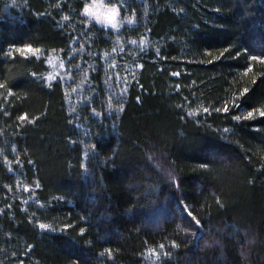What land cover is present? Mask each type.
<instances>
[{"label":"trees","instance_id":"16d2710c","mask_svg":"<svg viewBox=\"0 0 264 264\" xmlns=\"http://www.w3.org/2000/svg\"><path fill=\"white\" fill-rule=\"evenodd\" d=\"M89 1L0 0V264H264V0H133L148 43L108 119ZM74 44L76 114L42 80Z\"/></svg>","mask_w":264,"mask_h":264},{"label":"rangeland","instance_id":"374dc122","mask_svg":"<svg viewBox=\"0 0 264 264\" xmlns=\"http://www.w3.org/2000/svg\"><path fill=\"white\" fill-rule=\"evenodd\" d=\"M135 3L133 0H90L86 6L93 7L100 14L106 13L110 8L116 7L119 9V14L117 20L130 19L132 23L125 22L122 26H119L113 29L110 25L105 27L102 24H99L95 21L94 17L84 14L82 10V17L89 23L95 24L98 28L106 32H111L114 34V45L110 53L106 51H101V64L105 69L106 74L108 75V84L105 86V90L112 97L107 99V109L103 111V116L107 119L110 118L113 114L120 112L121 105L117 108L116 104H121L125 91L128 86V72L131 73V69L127 66V51H132L134 49H139L140 52L145 51L147 46V41L143 38L129 39L123 35L125 29H131L136 24V15L131 7ZM92 21L91 23L89 21ZM107 34V33H106ZM135 41L136 43H132ZM143 41V43H141ZM75 44L70 48V53L67 58L64 57L63 53H50L46 59L47 71L42 75V80L46 84H51L53 82H60L63 85L64 91L66 93V104L68 108L74 113H77L78 107H84L88 103H91L87 98H85V91L89 89V80L90 76L87 72L83 75L82 73V62L78 65H75L77 53L74 51ZM17 50L23 56H34L41 57L40 52H30L27 49ZM82 52H85V49L81 48ZM139 52V53H140ZM51 61V63H50ZM63 63V67H61ZM53 76L55 79L49 80L48 77ZM81 76L80 79L78 77ZM116 103V104H115ZM92 104V103H91ZM27 189V190H26ZM26 195L30 194L31 189L28 187L23 188ZM29 200V199H28ZM30 201V200H29ZM156 258V257H155Z\"/></svg>","mask_w":264,"mask_h":264},{"label":"snow or ice","instance_id":"6c2138e0","mask_svg":"<svg viewBox=\"0 0 264 264\" xmlns=\"http://www.w3.org/2000/svg\"><path fill=\"white\" fill-rule=\"evenodd\" d=\"M83 12H84V14H86V15L91 14V15H93V16H95V15L98 14V12H97L93 7H91V6H85L84 9H83ZM116 13H117V15L119 14V9H118V8H116ZM64 19L67 20L68 17L66 16V17H64ZM132 43L135 44L136 42H135V41H132ZM141 43H143V41H142ZM21 51L23 52L24 50L21 49ZM27 51H30V52H36V51H39V50H38V49H32L31 47H28ZM251 59L254 60V61L260 60L261 62H264V59H262L261 57H258V56H252ZM50 63H51V61H50ZM60 66L63 67V66H64L63 63H61ZM140 67H143V65H140ZM249 71H251V69H249ZM174 75H179V73H174ZM48 79H49V80H52V79H55V77H53V76H49ZM0 87H4V85L0 84ZM244 91L247 92L248 89H245ZM9 94L11 95V93H9ZM205 111H207V109H205ZM224 111H228V109L225 108ZM259 114H260L261 116H264V109L260 110V113H259ZM248 116H249V117H252V116H253V113H252V112H249V113H248ZM21 119H22V120H27V119H28L27 114H25L24 116H22ZM237 119H240V117H237ZM26 190H27V189H26ZM196 223L199 224V221H196ZM40 227H41V228H47L48 226H47V225H44V224H41ZM175 246H176V244H175V241H174V242H173V247H175ZM159 247H160L161 249H163V248H164V245H160ZM149 254L152 255V256H155L157 259H159V257H160V253L157 252V251L154 250V249H150V250H149ZM164 254L167 255V253H164Z\"/></svg>","mask_w":264,"mask_h":264},{"label":"clouds","instance_id":"9594fccd","mask_svg":"<svg viewBox=\"0 0 264 264\" xmlns=\"http://www.w3.org/2000/svg\"><path fill=\"white\" fill-rule=\"evenodd\" d=\"M90 17H94L95 21L99 24L104 25L105 27L111 26L113 29L117 28L118 25L122 26L125 22L127 23H132L130 19H125V20H117V13H116V7L110 8L106 13L100 14L98 12L97 15L93 16L89 14ZM90 23L92 22L91 20L89 21Z\"/></svg>","mask_w":264,"mask_h":264}]
</instances>
